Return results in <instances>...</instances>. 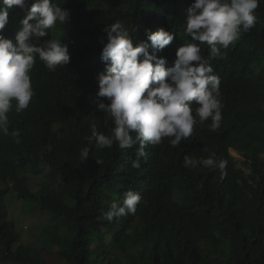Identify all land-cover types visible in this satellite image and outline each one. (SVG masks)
<instances>
[{"label":"trees","instance_id":"obj_1","mask_svg":"<svg viewBox=\"0 0 264 264\" xmlns=\"http://www.w3.org/2000/svg\"><path fill=\"white\" fill-rule=\"evenodd\" d=\"M53 2L72 11V27L61 39L71 59L55 72L37 71L29 107L13 108L9 134L0 132V264H48L47 253L63 264H264V0L255 26L241 31L226 59L211 62L223 88L220 128L209 130V120L176 148L169 138L149 144L139 169L131 166L138 144L100 150L85 139L93 125L109 131L97 110L99 102L108 103L97 97L105 29L123 22L134 46L150 44L147 33L161 28L190 40L185 28L195 0ZM200 47L201 55L209 53L207 44ZM156 55L173 65L166 49ZM84 147L91 150L81 161ZM213 152L228 161L223 173L183 166L186 155ZM35 178L43 181L39 190L31 188ZM128 190L142 197L135 215L105 220L109 204ZM11 192L52 221L58 234L41 237L43 250L21 242L6 200Z\"/></svg>","mask_w":264,"mask_h":264},{"label":"clouds","instance_id":"obj_2","mask_svg":"<svg viewBox=\"0 0 264 264\" xmlns=\"http://www.w3.org/2000/svg\"><path fill=\"white\" fill-rule=\"evenodd\" d=\"M259 6L260 0H195L187 17L185 35L190 40L186 41L177 40L161 28L147 33L150 44L134 46L123 22L111 24L105 29L107 42L102 41L105 71L97 76V97L108 101L99 102L97 110L105 113L109 131L105 134L93 125L91 135L85 137L87 143H94L100 150L111 149L114 144L132 149L138 144L131 166L139 169L149 144L159 145L169 138V145L176 148L192 136L195 126H205L209 120V130L219 129L223 88L219 77L212 74L211 62L226 59L225 50L241 31L255 26ZM71 17L68 7L53 0H0V132L5 135L9 134L13 108L21 113L29 107L35 95L32 81L37 71L55 72L70 63L68 46L61 39L72 27ZM201 44L208 45L206 55H201ZM164 49L173 58L171 67H166L165 58L156 55ZM11 135L18 138L20 132L13 130ZM90 150L82 148L81 161L89 157ZM229 151L232 156L233 152L239 153ZM227 163L217 161L213 152L208 158L186 155L183 166L218 167L223 173ZM141 199L138 192L126 191L120 202L109 204L104 219L111 222L135 215Z\"/></svg>","mask_w":264,"mask_h":264},{"label":"rangeland","instance_id":"obj_3","mask_svg":"<svg viewBox=\"0 0 264 264\" xmlns=\"http://www.w3.org/2000/svg\"><path fill=\"white\" fill-rule=\"evenodd\" d=\"M232 154L236 160L243 161L239 153L233 152ZM42 182L41 179H32L31 188L33 190H39ZM6 200L10 210V218L15 224L16 231L21 236V242L25 245L35 247L37 251H39L37 248L43 250L42 242H40L41 237L44 236L46 238L44 240L45 242L46 240L50 241L51 236L58 234L53 227H50L52 221L47 219V216L41 215L42 212L39 205L18 200L12 192L7 196ZM68 230L67 228L66 231ZM52 247L54 250H58L56 244L52 245ZM42 257L48 264H63L54 254L47 253Z\"/></svg>","mask_w":264,"mask_h":264}]
</instances>
